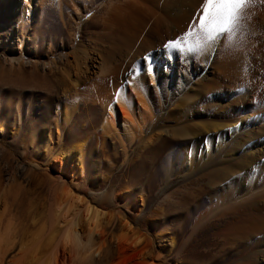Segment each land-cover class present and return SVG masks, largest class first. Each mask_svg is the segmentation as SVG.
<instances>
[{
  "label": "rangeland",
  "instance_id": "374dc122",
  "mask_svg": "<svg viewBox=\"0 0 264 264\" xmlns=\"http://www.w3.org/2000/svg\"><path fill=\"white\" fill-rule=\"evenodd\" d=\"M39 1L0 0V264H33L35 258L48 253L52 236L50 209L56 186L61 183L92 205L104 211L115 210L133 228L127 232L121 222L105 217L99 228L105 231L108 246L103 243L100 254L91 251L86 256L58 246V258L65 264H264V232L247 233L255 242L238 238L240 234L231 231L236 218L221 213L228 203H220L212 211L209 194L213 190L199 192L198 185L205 181L189 175L197 156L209 158L214 150L219 167L234 165V159H241L246 150L238 148L242 139L233 146L232 133L249 126L247 118L252 114L257 116L249 118L254 129L264 125V114L260 112L264 111V52H257L264 50V26L250 29L256 34L247 36L255 40V53L243 52L242 43L249 41L240 42L241 55L235 58L238 73L234 69L223 78L216 74V89L209 94L190 91L199 93L193 103L197 119L187 118L185 123L203 126L200 145L194 143V137L172 133H164L149 144V138L158 130H153V122H147L142 134L132 140L125 134L119 140L118 134L102 126L108 104L117 102L122 85L117 92L113 88L100 98H94L90 88L112 47L104 28L112 26L116 15L124 16L117 7L121 0ZM169 41L166 39L162 45L158 41L153 53L141 52L137 57L141 70L151 65V73L159 78V82L148 84L157 114L161 113L162 102H169L168 109L173 108L170 96L176 95L184 82L195 86L200 81L188 68L183 80L170 79V67L163 56H177L183 67L188 56L178 49H167ZM120 56L114 55L113 60L119 61ZM129 70L134 72L136 67ZM175 109L178 115L181 108ZM258 114L261 124L256 120ZM183 122L164 120L161 126L172 129ZM261 131H257L263 133L257 144H244L245 148L262 147L261 156L238 166L241 170L221 185L234 183L240 190L252 189L251 193L264 185ZM60 165H68V169L62 171ZM126 189L132 201L141 206L139 211L118 200ZM261 212L264 214V209ZM86 234L82 228L83 242ZM90 238L96 248L99 236L94 232ZM122 244L140 250L141 256L129 251L121 257L118 247ZM150 252L161 260L151 258Z\"/></svg>",
  "mask_w": 264,
  "mask_h": 264
},
{
  "label": "bare ground",
  "instance_id": "6f19581e",
  "mask_svg": "<svg viewBox=\"0 0 264 264\" xmlns=\"http://www.w3.org/2000/svg\"><path fill=\"white\" fill-rule=\"evenodd\" d=\"M37 1V3H40L39 0ZM205 3L206 0H121V2L117 5L120 10H123L124 13L122 14L124 16L121 18L120 15V17H117L116 15L114 20L112 18V26L108 24L109 27L106 26L108 28H104L105 31L108 32V39L110 38V41L112 40V47L109 53L105 56L99 76L97 78L95 77L96 79L90 84V88L93 90V92H95L94 98H100L109 90L111 91L113 88H115L114 92H117L118 87L122 85V87L120 88V92H118L120 93V96L117 102L115 104H108V110L103 117L102 124L103 128L108 132L118 134L120 138L119 140L122 139L121 135L123 134L127 135L128 138L132 140L136 135L142 134V128L147 122H153V130H158L149 138V144L158 141L161 137H163L164 133H172L174 135L176 134L184 137H194V143L197 142L198 146L200 145L201 142L199 140L198 143V139L202 130L204 129L203 126L196 123L194 125L185 123V120L187 118H191V120L197 119V115L194 112L195 109L193 108V103L199 93H192L190 91L194 90L198 92L201 90L204 91L205 94H209L214 91L217 86L214 79L216 74H218L219 77L221 76L223 78L229 76V74L236 68L235 60L238 59L235 58H239L241 55H238V52L241 51H239V46H241L240 42L242 43V41H249L246 42L245 45L242 43L243 52H256L257 48L255 40L251 38L252 40L250 41V39H247V36L248 34H251L253 37V35L255 36L256 34L254 32H250V29L255 27L262 28V26H264V0H253L251 5L244 9V18L240 22L239 31L236 32L234 39L230 40L228 38V34H223L211 45L210 48L205 50L203 53H183L188 56L187 61H184L187 64H185V67H183L184 64L181 63L183 61L178 59L177 56L173 55L171 56V58H169V56H163V59H166L165 63H167V65L170 67V79L183 80L184 77H187L188 70H186V68H188L189 70H192L194 78L198 79V81L200 80L195 86L192 85L194 83L184 82L181 86L182 88L180 87L181 90L176 95L170 96L169 105H173L172 109H168L167 104L169 102H162L159 105L161 113L157 114L156 108L154 106V100L153 98H151L152 88H148V84H151L153 81L159 82V78L151 72L149 74H145V71H147L148 68L141 70L139 68V60H137V57L140 56L141 52L153 53V51L156 50L155 48L158 41V45H162L163 43H165L166 39L174 41L185 35L189 31V29L195 30V28L199 24L200 18L204 15ZM107 20L108 18L106 19V21ZM257 52L260 54L263 53L264 50L260 49V51L258 50ZM116 54H118L119 56L121 55L119 61L113 60L114 55L116 56ZM123 56L127 59L122 58ZM132 66L136 67V70L134 72L132 70H129ZM234 71L232 73H234ZM179 101L181 102L180 105H178ZM177 107L181 108V112L178 113V115H176L175 112V108ZM256 112L258 111L256 110ZM260 112H263L264 114V111L260 110ZM250 116L251 117L249 118H252L255 115L253 116L252 114ZM225 117H229V115H226ZM232 118L234 117L232 116ZM249 118H247L249 126L245 127L241 131L239 130L238 132H233L230 136L233 140L231 142L233 143V146L235 143H237L238 145V142L240 141L239 139H242L244 141L243 144L238 147L240 149L246 150L245 153H242L243 159L238 156L241 159H234V165H225L219 167L220 164L215 161V158H217L215 157L217 152L215 153L214 150L212 151V153H210L209 158L202 157L201 155L197 156L196 162L194 166L191 167L192 170L190 171L189 175L196 177L200 181H205V183L198 185L200 190L199 192L205 191L209 188L213 190H211L212 192L209 194V198L212 201V211H214L213 208L216 205L223 202L228 203V205L225 204L227 206L225 209H222L223 211L221 213L224 216H229V218L230 216L236 218V223L233 224L235 226L231 231H233L235 234H240L238 238H245L248 239V241L255 242L254 240H250L248 238L247 233L252 232L258 235V233L261 234L264 232V214L261 212L264 209V185H262V187H260L261 185H258L259 187L256 188H260L258 191L253 188L256 191L254 193H251L252 189H248L245 191L240 190L237 186L233 185L234 183L229 186L223 184L221 185V183H223L228 176L231 177L232 174H235L241 170L238 166L256 161V159L261 156L260 152L262 150V147H244V144L250 141H256L257 144V141H259L263 133H259L260 136L258 137H255V135H257L258 132L261 131V129V132H264V125L262 126V128L260 127L259 130H256L254 129V126ZM182 119L184 122L182 124L178 123L177 125H181L179 127L172 125L175 126V128L166 129L161 126V122L164 120L177 122H179L180 120L181 122ZM199 119L201 118H198V120ZM225 119L226 118H224V120ZM260 119L261 115L258 114V119L256 118V120L259 124H261L260 122H262V120ZM262 119H264V117ZM230 120L233 121V119ZM230 120L229 122H232ZM235 121L237 120L235 119ZM207 143H210L209 139ZM241 143L242 142H240L239 145ZM224 147L225 146H223V149ZM225 148L228 149V146H226ZM76 161L77 163L79 162L78 158L76 159ZM222 161L224 162V160ZM67 166L68 165L61 166L60 169L62 171H66L68 169ZM73 169L74 168H72L71 171ZM246 170L245 172H247ZM72 173L75 175L74 171ZM231 181H233V179ZM260 181L261 179L259 180V182ZM218 185L220 186L219 188L217 187ZM71 191L72 190L68 189L67 186H64V183L56 186L50 209V230L52 232V236L48 253L46 252L45 256H42V258H35L33 256V258H35V261L33 260V264H65L64 262L60 261L61 257L60 260L58 258V246L68 247L71 251L77 253V255L79 253H82L86 256V254L91 251L94 254H100L103 250L102 245L103 243H105V237L103 234L104 230L99 228V223L105 217H108L111 220L113 218V220H117L119 221V223L121 222L120 224L125 229V231L132 232V225L124 218L123 215L115 212V210L104 211L92 205L87 200L81 198L79 195H75V192L72 191V193ZM219 192L221 193V195L219 194ZM117 198L120 203L132 208L133 211L137 212L140 210L141 206L138 203L132 201L131 193L129 192V190H123ZM214 199L217 202H215ZM208 211H206V213ZM205 214H202V216ZM203 218H201V220ZM199 220L197 221L198 224L199 222H201ZM233 220L234 219H232V221ZM231 225L232 223L230 220L229 226ZM81 227L87 230L86 240H84V242L81 239ZM94 232L99 236V242L96 241V243L98 242L99 245H95L96 248H93L94 244L90 242V236ZM118 235L119 233L117 234V236ZM137 235L135 237H137ZM123 244L118 247L121 250L119 253L121 257L126 256L129 251L133 252L132 254H134L135 252V254L141 256V253L139 252L140 250L136 251L131 245L129 246ZM134 244L136 243H133V245ZM104 253L108 254L106 252ZM153 253L154 252H150L148 254L154 260H161L159 259L160 257L158 256V254L155 255ZM74 263L72 262V264ZM30 264H32V262Z\"/></svg>",
  "mask_w": 264,
  "mask_h": 264
},
{
  "label": "snow or ice",
  "instance_id": "6c2138e0",
  "mask_svg": "<svg viewBox=\"0 0 264 264\" xmlns=\"http://www.w3.org/2000/svg\"><path fill=\"white\" fill-rule=\"evenodd\" d=\"M252 2L253 0H206L204 15L195 30L189 29L185 35L169 41L165 47L170 51L178 49L181 53L199 54L210 48L223 34H228L230 40L234 39L244 18V9ZM147 59L150 60V57ZM148 71H154L151 65ZM119 96L120 93H117L118 98Z\"/></svg>",
  "mask_w": 264,
  "mask_h": 264
}]
</instances>
